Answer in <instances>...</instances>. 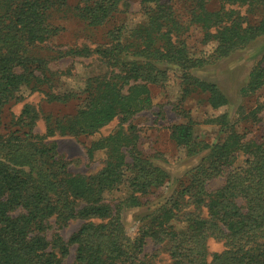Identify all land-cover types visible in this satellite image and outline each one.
<instances>
[{"label":"trees","instance_id":"obj_1","mask_svg":"<svg viewBox=\"0 0 264 264\" xmlns=\"http://www.w3.org/2000/svg\"><path fill=\"white\" fill-rule=\"evenodd\" d=\"M129 1L0 0V264H65L70 246L77 247L73 264H151L141 257L148 240L165 247L169 264H264V140L239 133L229 113L203 122L228 130L209 144L195 135L190 112L182 111L187 122L173 125L170 139L187 158L208 155L134 236L127 233L124 214L145 207L170 183L167 171L140 149L138 133L120 127L92 142L90 158L97 151L107 155L93 176L70 173L56 144L46 143L56 136L92 137L116 120L129 123L151 108V87L166 86L173 70L182 73L180 103L198 95L214 111L230 107L218 85L194 73L264 37V0H223L215 11L206 0H190L188 19L167 0H139L144 19L138 25H114L94 50L58 51L56 60L94 55L106 72L78 91H55L59 75L50 69L52 59L35 53L64 30L54 24V14L71 13L88 28L100 29L112 25ZM232 6L246 7V15ZM190 26L200 27L203 42L215 45L210 54L190 52L184 38ZM263 88L264 67L256 66L240 93ZM27 92L42 94L49 104L76 102V111L44 116L46 133L39 135L27 107L5 133V109L24 101ZM241 158L243 165L236 168ZM219 178L223 186L210 190ZM117 193L122 196L111 199ZM53 219L60 229L76 219L86 222L65 243L58 234L49 239ZM212 241L223 250L210 251Z\"/></svg>","mask_w":264,"mask_h":264},{"label":"rangeland","instance_id":"obj_2","mask_svg":"<svg viewBox=\"0 0 264 264\" xmlns=\"http://www.w3.org/2000/svg\"><path fill=\"white\" fill-rule=\"evenodd\" d=\"M78 1L71 0L70 4L76 5ZM167 1L174 6L178 13L188 19V12L194 7V5H190V0ZM206 1L208 8L215 11L220 9L223 0ZM231 8L246 15V7L232 6ZM143 19L139 0H130L128 5L123 6L113 19L112 25L100 29L88 28L71 13H67V15L64 13L54 14V24L63 27L64 30L49 42L47 49L38 48L35 53L50 61L52 59L50 69L59 75L55 80V91L61 94L78 91L85 86L88 79L106 72V69L94 55L84 58L67 56L61 60H56L60 57L58 51L66 52L73 48L94 50L98 44L104 43L105 33L114 25L126 24L134 27ZM250 19L256 21L259 18L256 16L250 17ZM190 27L184 35L190 52L196 56L203 53L210 54L215 45H207L203 42V31L200 27ZM256 66L264 67V37L257 39L247 48L234 52L216 65L194 73L196 77L218 85L229 98L230 107L214 111L198 95L194 96L193 99H188L184 104L180 103L182 73L173 70L169 71L170 80L166 86L151 87V108L137 115L129 123L121 126L120 121L116 120L92 137L56 136L49 138L46 143L56 144L58 154L67 163L70 173L93 176L103 168L107 155L106 151H97L90 158L88 149L92 142L116 133L120 127L126 131L134 130L138 133L140 149L146 156L154 157L156 163L167 171L170 175V183L151 196L145 207L124 214L127 233L131 236L137 235L143 223L149 221V215L162 205L164 199L170 197L184 180H187V171L199 165L203 158L208 155L204 153L199 157L187 158L183 151L176 147L170 139V128L173 125L187 122L182 116V111L190 112L191 120L197 124L194 130L195 135L209 144L218 143L219 139L225 137L228 130L218 126L204 125L203 122L208 118L217 117L224 113H229L230 125H233L239 133H245L247 139L264 140V88L248 96H243L240 93L248 81L250 72ZM24 97V101L10 105L5 109L2 127V131L5 133L10 131L12 120L18 119L27 107L32 108V113L36 117L34 132L39 135L46 133L44 116H67L75 113L77 108L76 102L68 105L49 104L40 93L29 94L27 92ZM253 113H255L256 118H253ZM24 119L29 122L31 116L29 118L24 116ZM243 162L244 158L239 159L235 167H241ZM223 184L224 179H215L209 184V189L217 190ZM121 196L122 193H117L112 195L111 199H117ZM85 222L76 219L60 229L61 226L55 223V219H53L47 230V235L49 239H52L54 235L58 234L63 242L68 243L72 235L78 232ZM76 248L75 246L69 247L70 254L64 260L65 264L74 263ZM222 250V244L215 241L211 242L210 251L220 252ZM165 251V247L156 246L148 240L141 257L145 256L151 264H169L170 259Z\"/></svg>","mask_w":264,"mask_h":264}]
</instances>
